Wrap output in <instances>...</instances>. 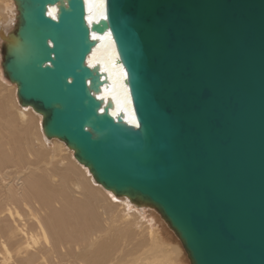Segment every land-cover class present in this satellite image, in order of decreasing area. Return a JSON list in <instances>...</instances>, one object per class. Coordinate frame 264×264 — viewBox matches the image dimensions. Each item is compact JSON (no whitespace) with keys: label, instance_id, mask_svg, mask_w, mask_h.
<instances>
[{"label":"water","instance_id":"water-1","mask_svg":"<svg viewBox=\"0 0 264 264\" xmlns=\"http://www.w3.org/2000/svg\"><path fill=\"white\" fill-rule=\"evenodd\" d=\"M4 69L96 181L156 208L191 264H264V0H14ZM111 32L135 117L86 61Z\"/></svg>","mask_w":264,"mask_h":264},{"label":"bare ground","instance_id":"bare-ground-1","mask_svg":"<svg viewBox=\"0 0 264 264\" xmlns=\"http://www.w3.org/2000/svg\"><path fill=\"white\" fill-rule=\"evenodd\" d=\"M67 2L49 6V13L57 16ZM85 3L91 26L102 19L106 1ZM17 11L14 0H0L5 53V39L19 27ZM91 36L97 46L86 63L103 80L95 96L114 118L132 123L128 73L116 42L110 31ZM17 89L0 72V264H177L172 244L161 237L163 217L147 220L139 199L100 185L65 142L45 134L44 116Z\"/></svg>","mask_w":264,"mask_h":264},{"label":"rangeland","instance_id":"rangeland-1","mask_svg":"<svg viewBox=\"0 0 264 264\" xmlns=\"http://www.w3.org/2000/svg\"><path fill=\"white\" fill-rule=\"evenodd\" d=\"M19 12L17 11V15L19 16ZM5 16L3 15L2 16V18H4ZM2 21L3 22H5L6 21V18H4V19H2ZM17 26H19V21H18V23H17ZM18 29V28H17ZM17 29L16 30H14V32H11L9 35L11 36V35H13V34H15L16 33V31H17ZM7 35V34H6ZM5 36V35H4ZM0 37H1V35H0ZM5 37H7V36H5ZM10 37H7L5 40H8ZM9 41V40H8ZM5 43L4 42H1L0 43V72L3 74L4 73V75L6 74L5 73V70H4V59H5V56H4V54H5V45H4ZM12 84V83H11ZM17 91H18V89H17ZM64 142V141H63ZM69 150L70 151H73L72 149H70L69 148ZM141 201L139 200V203H140ZM143 204V206H142V211H143V216L144 217H146L147 218V220H148V218L149 217H152L154 214L155 215H159L158 217L160 218L162 215H161V213L158 211V210H156L153 206L151 207V205L149 206L148 204H146L145 205V203H143V202H141V205ZM153 209V210H152ZM163 217V216H162ZM165 220L164 218H160V221L162 222V225H163V223H164V226L165 227H162L161 226V229H162V231H161V237H162V239H164V240H167V241H169L171 244H172V249H173V252L175 253V260H177L176 261V263L177 264H191V262H190V260H189V257H187L188 256V254H187V252H186V250H185V248H184V246H183V244L181 243V241H180V239L178 238V236H177V234L174 232V230L169 226V224L166 222V220L165 221H163V220ZM160 221H159V224H160ZM167 223V224H166ZM167 226V227H166ZM172 231V232H171ZM175 233V234H174ZM166 234H168V235H166ZM166 235V236H165ZM174 236H175V238H174ZM175 239H173V238ZM169 238V239H168ZM172 238V239H171ZM171 239V240H170ZM183 246V247H182ZM179 260V261H178Z\"/></svg>","mask_w":264,"mask_h":264}]
</instances>
